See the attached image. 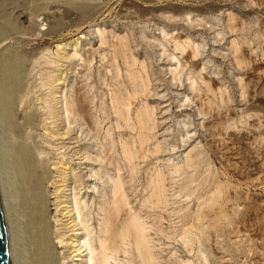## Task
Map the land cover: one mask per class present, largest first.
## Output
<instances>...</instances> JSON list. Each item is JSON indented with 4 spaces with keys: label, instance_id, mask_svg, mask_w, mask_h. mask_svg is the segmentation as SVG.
<instances>
[{
    "label": "rangeland",
    "instance_id": "obj_1",
    "mask_svg": "<svg viewBox=\"0 0 264 264\" xmlns=\"http://www.w3.org/2000/svg\"><path fill=\"white\" fill-rule=\"evenodd\" d=\"M3 2L11 58L37 49V61L18 71L15 120L34 118L23 138L37 155L36 172L47 177L59 264L78 263L64 203L90 231L80 242L98 248L100 238H112L111 264H264V0ZM112 56L117 70L105 61ZM77 86L95 131L65 110ZM116 93L132 97L128 122ZM5 130L2 151L11 136L20 138ZM5 152L12 181L14 157ZM117 198L120 213L108 232ZM17 201V263L34 264Z\"/></svg>",
    "mask_w": 264,
    "mask_h": 264
},
{
    "label": "bare ground",
    "instance_id": "obj_2",
    "mask_svg": "<svg viewBox=\"0 0 264 264\" xmlns=\"http://www.w3.org/2000/svg\"><path fill=\"white\" fill-rule=\"evenodd\" d=\"M3 1L4 0H0V17H3V14H1L4 10L3 9L4 8V2ZM124 3H126V1ZM73 4H74V2H73ZM126 6L124 7V10L129 9ZM125 11H127V10H125ZM54 19H56V18H54ZM61 21H63V20H61ZM74 22H75V20L72 23H74ZM52 25H54V24H52ZM55 25H57V24H55ZM8 26L5 23V20L4 21L0 20V132H1L0 133V206H1L2 216H3V222H4L7 245H8V250H9L10 262H11V264H18L17 263L18 258L16 259V254H20L18 252L21 250V249L18 250L19 248L16 249V246H15V249L18 251V252H15L14 241H13L14 236H12V234H11L12 227H13V225L11 224V222H12L11 221L12 220V218H11L12 203H13V201L15 202V200L17 201L18 199H20L17 202L19 204V202L22 201L21 205H23V206L20 208L21 205L20 206L18 204L17 205L21 209L20 211L24 210V214H26L27 220L25 218H23L26 220V221L24 220L25 223L27 222L26 228L28 229V232H29V235H28L29 241H26V244L29 245L28 244V242H29L30 246L32 245L33 249L30 248V250H33L32 251V254H33L32 257L33 258L31 257L32 254L30 256L28 255L31 253V251L29 249L28 250L30 251V253H27V254L25 253V254L28 255V257H31L32 259H34L33 260L34 264H59V258H58L59 256H58V253L56 251V249L58 247V244H57L58 242L56 241L57 239L54 240V237L52 234V229H51V220H50L49 215L46 214L47 211H49V207H48L49 206V204H48L49 200L47 199L46 187H45V183H46L45 179L47 177L43 176L42 173H41V175H39L36 172L38 170H41L37 164V155L34 152L31 145H29L25 141V138H23L24 126L25 125H30V126L34 125L35 126L34 118L30 114H26V120L24 123H18L15 120L16 115H17V111H16L17 95H18V91L21 89V85L19 84L18 71L21 68V66L24 65L26 63V61H28V59H29V62L32 59L35 60V57H33V56L35 55V51H37V49L36 50H34V49H32V50L31 49L30 50L29 49L28 50L23 49L24 53H25L24 57H22V55H21L20 58L19 57L11 58V55L9 54V52H10V49L12 48V45H14L13 41L11 42V39H13L14 37L12 36L13 34L11 32H9L11 28ZM49 29H51V28H49ZM55 31H57V30H55ZM111 34H112V32H111ZM26 40H28V39L24 38V40L22 41L23 42L22 44H24V45H25V43L27 44L28 41H26ZM104 42L107 44L110 43L109 39H107V41H104ZM115 44L110 43V45L113 47L115 46ZM46 51H49V50L46 49ZM46 51H45V49L42 50V52H46ZM89 54H90V52H89ZM31 57H32V59H31ZM25 58H27V59H25ZM192 60H193V57H192ZM36 61H37V59L33 62H36ZM105 61H109L111 67L113 65L115 67V70L118 69L116 66V63H115L116 59L114 56L110 57L109 60H105ZM114 73H115V76L114 75L113 76L116 77L117 74L119 73V71H118V73L114 71ZM135 85L136 84L134 83V86ZM135 87H133V88H135ZM82 89H83V87H81V86H77L76 90L74 89L75 91H74L73 99L71 98L72 103H66L65 110L68 113V115L71 114L73 116H78V117L81 116L82 119H84L86 121V123L89 124V126H90L89 128L91 130H94L95 129V128H93L94 125H91L92 121H91V113H90L91 112L90 111V109H91L90 104L87 102L86 96L84 95L85 92L82 93ZM133 90L137 91L136 88ZM139 91L140 90H138V92ZM132 93H135V95H137L136 94L137 92H132ZM131 95L134 96L133 94H131ZM134 97L136 98V96H134ZM131 99H132V97L130 98V96H127V95H126V97H123L119 93H116L114 96V105L115 106L117 105V107L119 109V113H121L120 114L121 116L124 115L125 118L127 117V122H128V116L127 115L129 114L128 113L129 111H126V107H130L128 105H130V103H132ZM21 112H23V111H21ZM141 121H142V119H141ZM139 122H140V120H139ZM139 125H141V123ZM5 129L8 130L7 134L10 131V133L12 132L13 134L20 137V138L14 140L15 137L13 138V136H11L10 144L8 142V145H9L7 147L8 150H5L7 152L10 151L14 157V163H15L14 166H12L13 162L11 163L12 165H10V164L9 165H10V167H14L13 171L16 173L17 176L16 175L15 176L17 178L15 176H12L11 179L14 177L13 178L14 180L12 179V181L8 180V178H6L7 176L5 174V169H4L5 163H3L4 156H3L2 152H5V151H2V149H4V147H2V146L4 145L5 140L9 141V140H7L6 137H3L6 139L2 140L3 139L2 138V136H3L2 130H4L6 132ZM96 130H98V129L96 128ZM68 132L69 131H67L65 134L66 135L69 134ZM95 133L97 134V132H95ZM7 134H5V135L7 136ZM56 134L59 135V134H62V132H57ZM98 134H99V131H98ZM8 136H9V134H8ZM7 152H5V153H7ZM11 153H10V155H11ZM6 155H8V154H6ZM12 161H13V159H12ZM7 164L8 163L6 161V165ZM65 168H67V167H65ZM45 169L47 170V168H45ZM10 171L13 173L12 170H10ZM116 188H117V185H115V191L117 190ZM120 188L121 187H119V190H120ZM120 196H122V195H120ZM120 196H118V197H120ZM75 197H76V195H74V198ZM75 203H76L75 205H76L77 213L80 215L81 212L79 209V203L77 201ZM69 204L64 203L63 206L60 204H58V205H60L62 207H64V206L66 207L64 209L65 211H63L64 213L62 212L61 214L66 215V216H70L68 218V220H70L68 222L70 224L69 227L71 228V230H74V235L77 237L76 239L73 240V242H76V243H73V242L71 243L72 244L71 247H74V248L72 249L70 247L69 250H71V253L73 254L72 257L74 258V260L78 261V263H71V264H111L112 260L115 259L114 251L117 250L116 247L113 246V244H112V246L110 244L112 238L108 234L105 237L100 238V242H99L100 244H99L98 248L93 247L91 245L90 240L87 238L86 239L84 238V240L80 242V237L82 236V234L86 233L87 235H90V231L88 230L86 222L84 220H81L80 223L77 222V220L75 219L76 217H74L75 212L73 213V209L69 208L70 207ZM113 204H114V206L112 205L113 208L110 209V207H109L110 211L108 212V216H107L106 229L108 232L110 231L109 229H111L112 225L115 223L116 218L118 216V213H120L122 201L119 198H117ZM18 206H17V208H18ZM23 207H24V209L22 210ZM20 215H22V214H20ZM131 219H133V217ZM24 221L22 223H24ZM16 222H17V220H16ZM16 222H14V223H16ZM132 222H133V220H132ZM132 222H131V225H132ZM25 223L22 225L23 227H24ZM61 225H63V224H61ZM131 225L128 227V230L126 228L125 229L127 231H129V230L133 231V229H135V228H133V226H131ZM64 226H65V224H64ZM67 226H65V227H67ZM14 227L16 228L15 225H14ZM23 229H25V228H23ZM14 235H16V234H14ZM20 239L21 238H19V240ZM117 240H119V239H117ZM67 242H69V241H67ZM60 243H63V241H61ZM15 244H17V243H15ZM27 247H29V246H27ZM18 256H20V255H18ZM66 256H68V255H66ZM84 256L86 257L85 259H83ZM20 262H21V260H20ZM29 262H32V260ZM23 264H25V263L23 262Z\"/></svg>",
    "mask_w": 264,
    "mask_h": 264
},
{
    "label": "water",
    "instance_id": "obj_3",
    "mask_svg": "<svg viewBox=\"0 0 264 264\" xmlns=\"http://www.w3.org/2000/svg\"><path fill=\"white\" fill-rule=\"evenodd\" d=\"M0 264H11L1 206H0Z\"/></svg>",
    "mask_w": 264,
    "mask_h": 264
}]
</instances>
